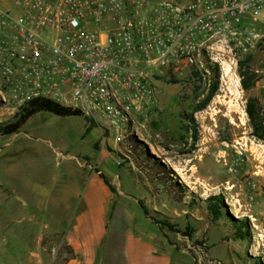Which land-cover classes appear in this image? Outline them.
Masks as SVG:
<instances>
[{
	"label": "built area",
	"instance_id": "1",
	"mask_svg": "<svg viewBox=\"0 0 264 264\" xmlns=\"http://www.w3.org/2000/svg\"><path fill=\"white\" fill-rule=\"evenodd\" d=\"M258 50L264 0H0V103L79 108L123 152L159 77Z\"/></svg>",
	"mask_w": 264,
	"mask_h": 264
},
{
	"label": "rangeland",
	"instance_id": "2",
	"mask_svg": "<svg viewBox=\"0 0 264 264\" xmlns=\"http://www.w3.org/2000/svg\"><path fill=\"white\" fill-rule=\"evenodd\" d=\"M221 59L225 61L217 62L218 89L200 109L195 105L214 79L213 66L207 74L186 69L159 77L147 120L136 124V133L120 144L125 153L106 142L107 162L119 174L120 180L113 175L116 188L141 195L152 215L174 223L179 230L164 228L177 247L187 250L193 264H264V132L261 137L253 132L246 111L247 98L255 96L264 124V51L239 58L242 64L227 55ZM242 71L256 78L245 89L240 83ZM17 108L0 103V120L11 117ZM185 113H191L195 121L190 122ZM83 115L38 111L25 121L13 141L29 134L56 144L61 137L67 145L64 151L79 152V146L91 154L89 137L79 144ZM99 141L100 136L98 146ZM157 161H162V168ZM217 192L223 194L225 204L216 217L205 198ZM237 219L246 221L244 237L236 231ZM60 237L57 232L47 240L60 242ZM61 244V250L68 252L67 245ZM51 251L57 257L52 261L48 247L44 250L47 264H58L67 255ZM6 257L5 250H0V264L10 262Z\"/></svg>",
	"mask_w": 264,
	"mask_h": 264
},
{
	"label": "crops",
	"instance_id": "3",
	"mask_svg": "<svg viewBox=\"0 0 264 264\" xmlns=\"http://www.w3.org/2000/svg\"><path fill=\"white\" fill-rule=\"evenodd\" d=\"M88 123L85 117L79 144L89 137L91 154L79 146V152L64 151L61 137L53 144L27 134L15 143L17 131L0 134V250L6 252L5 261L47 264L44 250L49 247L52 261L57 252L51 249L67 254L58 264H193L187 250L144 213L141 195L114 186L113 175L120 180L119 174L108 165L102 142L97 144L98 125L85 131ZM57 232L72 255L61 250V241L47 240Z\"/></svg>",
	"mask_w": 264,
	"mask_h": 264
},
{
	"label": "trees",
	"instance_id": "4",
	"mask_svg": "<svg viewBox=\"0 0 264 264\" xmlns=\"http://www.w3.org/2000/svg\"><path fill=\"white\" fill-rule=\"evenodd\" d=\"M239 60H240V64H242L243 59H239ZM213 71H214V79L211 81L210 86L207 90V93L198 101V103H196L195 109H200V108L205 107L218 89L220 71H219V66L217 63L213 65ZM240 75H241L240 83L244 89L252 85L256 79L255 74L253 73L248 74L246 76L245 72L242 71L240 72ZM171 80L176 81L177 79L175 77H171ZM257 101L258 99L255 96H249L246 100V111H247L253 132L256 133L259 137H261L264 132V124H263V119L259 117ZM43 110L51 111V112H54L60 115L82 114L79 108L61 104L60 102L50 99L48 97L34 96V97L27 99L22 105L18 106V108L14 111L11 117L0 120V134H7V133H12L14 131H18L20 127L22 126V124L26 121V119L29 116H31L32 114L38 111H43ZM185 115H186V118L190 122L195 121L191 113H185ZM85 117L89 120V123L85 128V131H87L90 128V126L94 124V121L90 120L86 115ZM134 142H135V145H137L138 143L137 140H134ZM157 164L160 168H162V164H163L162 161L160 162L157 161ZM101 174L103 178L107 182H109L108 177L103 173ZM110 186L111 188H113L111 184ZM205 199L207 202L208 210L212 213L213 216L217 217L222 212L221 206L225 204L223 194L220 192L211 193L207 195ZM138 202L140 206L142 207L144 213L150 218H152L155 222H157L161 227L167 226L170 229H175L174 223L170 222L168 219L159 218V217L152 215L149 212V209L147 205L145 204V202L143 201V199L138 198ZM237 220L238 222L235 224L236 231L239 236L244 237L248 231L246 228L244 229V226L246 225V221H244L243 219H237ZM175 230H179V229H175ZM185 234H188V233H185ZM66 249L72 255V250L67 246H66ZM66 258L67 256L64 257V259Z\"/></svg>",
	"mask_w": 264,
	"mask_h": 264
},
{
	"label": "bare ground",
	"instance_id": "5",
	"mask_svg": "<svg viewBox=\"0 0 264 264\" xmlns=\"http://www.w3.org/2000/svg\"><path fill=\"white\" fill-rule=\"evenodd\" d=\"M223 66H224V64H223ZM225 68V67H224Z\"/></svg>",
	"mask_w": 264,
	"mask_h": 264
}]
</instances>
